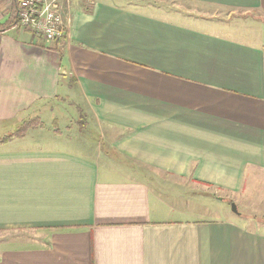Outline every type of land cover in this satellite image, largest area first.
<instances>
[{
    "label": "crops",
    "instance_id": "1",
    "mask_svg": "<svg viewBox=\"0 0 264 264\" xmlns=\"http://www.w3.org/2000/svg\"><path fill=\"white\" fill-rule=\"evenodd\" d=\"M59 2L47 41L0 0V264H264L208 208L264 207V0Z\"/></svg>",
    "mask_w": 264,
    "mask_h": 264
},
{
    "label": "built area",
    "instance_id": "2",
    "mask_svg": "<svg viewBox=\"0 0 264 264\" xmlns=\"http://www.w3.org/2000/svg\"><path fill=\"white\" fill-rule=\"evenodd\" d=\"M18 25L31 27L47 41H60L67 32V20L59 0H20Z\"/></svg>",
    "mask_w": 264,
    "mask_h": 264
},
{
    "label": "rangeland",
    "instance_id": "3",
    "mask_svg": "<svg viewBox=\"0 0 264 264\" xmlns=\"http://www.w3.org/2000/svg\"><path fill=\"white\" fill-rule=\"evenodd\" d=\"M175 2H177L178 4L183 5V6H188L190 8H199L198 5L192 4L189 2H185V1H175ZM212 14H216V16H214V17H218V18H221V17L225 18V15H226V14L224 15L222 12H217V11L213 12ZM256 29H260V27H258V25H256ZM60 105H63V104H60ZM64 106H66L65 109L62 106H60L58 108V113L60 114V111H62L65 114L66 113L70 114L71 112H69V109L71 107H69V105L66 103L64 104ZM71 114L74 115V113H71ZM72 119H74V122H72L74 128L78 129L82 135L83 134H87V135H93L94 134V135H96V133H94L93 129H91V127H93L91 124L88 123L86 126H85V124L83 126V124H81L82 122L79 120V118L77 116L76 117L72 116ZM59 127H60V130L62 131V133L64 135H68L69 133H73L72 131H70L68 133V130L66 128H64L62 123L60 124ZM78 134H80V133H78ZM1 135L2 134H0V137H1ZM81 137L82 136H79L77 138L81 139ZM74 141L78 142V140H74ZM72 147H74L73 143H72ZM262 193H263V187H262ZM208 197H209L208 208L212 211V214H210L211 217L219 218L221 220L230 218V219H232V220H234V221H236V222H238L244 226H247L248 228H252V229H258V228H255L256 227L255 222L253 223L252 221H257V222L261 221V223L264 224V210H263L264 207H262V206H260L259 210L253 211V210L248 209L246 207V205H243L242 203L233 202V203H235L236 209H237V212L235 213V212H233V210L231 208L232 202H228V201H224V200H218L215 195L213 197H211V196H208ZM253 216L255 218H259V219L258 220L253 219L251 221V217H253Z\"/></svg>",
    "mask_w": 264,
    "mask_h": 264
},
{
    "label": "trees",
    "instance_id": "4",
    "mask_svg": "<svg viewBox=\"0 0 264 264\" xmlns=\"http://www.w3.org/2000/svg\"><path fill=\"white\" fill-rule=\"evenodd\" d=\"M19 6H20V0H12V6H11V9H10V15L14 17L13 20H18V11H19ZM13 25V23H3V24H0V30H2L3 28L5 27H9ZM34 125V122L30 121V120H27V121H24L21 126L12 134V135H9V136H5L2 140L4 139H7L9 137H12V136H19L21 135L22 133H24V131L33 126Z\"/></svg>",
    "mask_w": 264,
    "mask_h": 264
},
{
    "label": "water",
    "instance_id": "5",
    "mask_svg": "<svg viewBox=\"0 0 264 264\" xmlns=\"http://www.w3.org/2000/svg\"><path fill=\"white\" fill-rule=\"evenodd\" d=\"M217 199L220 200L221 198L220 197H217ZM231 208H232L233 212H235V213L237 212L235 203H233V202L231 203Z\"/></svg>",
    "mask_w": 264,
    "mask_h": 264
}]
</instances>
